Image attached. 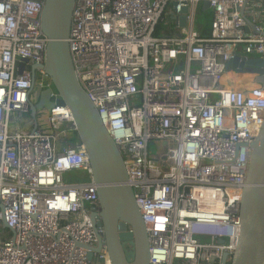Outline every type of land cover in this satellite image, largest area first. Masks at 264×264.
I'll list each match as a JSON object with an SVG mask.
<instances>
[{"label":"built area","instance_id":"built-area-1","mask_svg":"<svg viewBox=\"0 0 264 264\" xmlns=\"http://www.w3.org/2000/svg\"><path fill=\"white\" fill-rule=\"evenodd\" d=\"M203 2L207 36L195 27ZM44 3L0 0V264H111L105 246L87 259L103 228L91 219L100 221L97 185L68 107L43 112L36 130L19 129L29 116V66L45 61ZM183 9V29L159 27ZM263 32L262 0L74 1V75L120 155L148 264H221L224 256L230 264L264 88L254 75L250 89L226 77L246 74L248 55L264 58ZM35 79L38 90L52 88L43 69Z\"/></svg>","mask_w":264,"mask_h":264},{"label":"water","instance_id":"water-1","mask_svg":"<svg viewBox=\"0 0 264 264\" xmlns=\"http://www.w3.org/2000/svg\"><path fill=\"white\" fill-rule=\"evenodd\" d=\"M74 1L45 0L44 3L41 31L47 39L45 61L44 64L29 66L32 75L29 90L32 130L37 129L38 117L55 106H66L71 112L77 137L87 153L91 175L97 185L100 221L96 222V215H92L91 219L95 228H103V235H96L95 247L89 248L87 259L91 261L94 254L98 255L105 246L111 264H148L146 229L132 189L126 183L120 155L74 75L67 43ZM200 10L202 13L209 11L210 4L203 2ZM186 13L187 10L183 9L179 16L170 17L179 30L186 26ZM246 22L256 33L250 21ZM27 62L21 60L19 75L25 71ZM230 67H235V64L229 63ZM240 68L244 73L254 75L255 82L264 88V58H248L240 64ZM40 69L50 78L51 89L38 90L34 87L35 72ZM250 149L240 202V234L230 264H264V116ZM165 160L163 157L162 161ZM163 171L167 172L168 168L164 166ZM2 228L8 229L4 220ZM221 264H227L226 256Z\"/></svg>","mask_w":264,"mask_h":264},{"label":"rangeland","instance_id":"rangeland-1","mask_svg":"<svg viewBox=\"0 0 264 264\" xmlns=\"http://www.w3.org/2000/svg\"><path fill=\"white\" fill-rule=\"evenodd\" d=\"M204 13H210V10L209 11H206V12H204ZM204 13H200V8L197 10V13H196V16H195V27H197V30H198V28H199V25H201V24H204L205 23V16H203L204 15ZM174 24H173V22L169 19V18H167V17H165L164 18V22L161 24V26L163 27V29L164 28H169V27H172ZM248 57L249 58H255L256 56H254V55H248ZM41 114V113H40ZM40 117H41V115L38 117V119H37V121H38V127L40 128V127H42V125H43V120H41L40 119ZM30 122V120H29V118L28 117H24V118H21V120H20V123H19V127L21 128H23V127H25V125L27 124V123H29ZM167 149L168 148H162V154L164 155V154H166L167 153ZM150 150H152L151 148H150ZM69 182H72V180L71 179H69ZM1 231L5 234V235H7V230L6 229H3V228H1Z\"/></svg>","mask_w":264,"mask_h":264},{"label":"bare ground","instance_id":"bare-ground-1","mask_svg":"<svg viewBox=\"0 0 264 264\" xmlns=\"http://www.w3.org/2000/svg\"><path fill=\"white\" fill-rule=\"evenodd\" d=\"M251 78L252 75L251 74H242V75H238V76H227L226 80H229L232 82V86L235 88H240L241 86L250 89V88H254V84L251 83ZM243 80H247L248 82L246 84H241L243 82Z\"/></svg>","mask_w":264,"mask_h":264},{"label":"trees","instance_id":"trees-1","mask_svg":"<svg viewBox=\"0 0 264 264\" xmlns=\"http://www.w3.org/2000/svg\"><path fill=\"white\" fill-rule=\"evenodd\" d=\"M200 13L202 14L201 10H200ZM203 16H205V23L199 25L198 32L200 33V36H207V35H209V32H210L212 17H211L210 13H204ZM159 27L161 28V25ZM28 118H29V116H28ZM67 139H68L67 140L68 143H74L77 140V137L73 136V137L67 138Z\"/></svg>","mask_w":264,"mask_h":264},{"label":"crops","instance_id":"crops-1","mask_svg":"<svg viewBox=\"0 0 264 264\" xmlns=\"http://www.w3.org/2000/svg\"><path fill=\"white\" fill-rule=\"evenodd\" d=\"M262 1L264 2V0H262ZM26 126H28L30 129H32V127H33L32 120H31V122H29L28 124H26L25 127H23V128L22 127L21 128L19 127V129H24V128H26Z\"/></svg>","mask_w":264,"mask_h":264},{"label":"flooded vegetation","instance_id":"flooded-vegetation-1","mask_svg":"<svg viewBox=\"0 0 264 264\" xmlns=\"http://www.w3.org/2000/svg\"><path fill=\"white\" fill-rule=\"evenodd\" d=\"M35 81H36V79H35ZM35 87V86H34ZM36 88V87H35Z\"/></svg>","mask_w":264,"mask_h":264}]
</instances>
